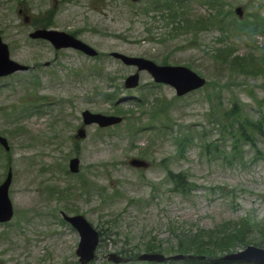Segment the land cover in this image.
Returning a JSON list of instances; mask_svg holds the SVG:
<instances>
[{
    "label": "rangeland",
    "instance_id": "obj_1",
    "mask_svg": "<svg viewBox=\"0 0 264 264\" xmlns=\"http://www.w3.org/2000/svg\"><path fill=\"white\" fill-rule=\"evenodd\" d=\"M252 1L226 0L228 7L243 5L246 13L254 9ZM142 2L0 0V31L11 48L10 56L29 65L26 71L0 78V133L10 144L9 153L0 154V180L5 176V162L9 158L12 181L8 195L13 206L9 223H0V264H77L78 233L63 220L61 211L81 213L103 229L108 223L113 225L109 236L100 239L97 259L92 264H114L105 262L103 255L107 251L121 246L130 252L138 251L143 241L153 238L167 249L171 247L173 251L166 254H172L175 239L189 230L202 236L198 237V247L188 248L203 252V256L194 255L201 259L219 253L214 244L222 237L221 231L230 235L229 227L217 224L226 221L231 225L241 213L250 212L251 217L264 225V136L254 148L242 144L243 160L236 163L234 159L228 168L221 158L229 146V136L223 140L228 146L219 143L216 151L208 146L219 131L207 114V87L174 98L172 87L154 85L149 73L141 71L139 86L130 92L124 90L123 79L134 68L109 56L111 50L155 57L158 62L167 57L170 63L189 64L208 80L224 81L211 87L215 91L222 89V101H227L234 86V77L228 74L231 71L221 73L223 65L208 53L215 45V33L200 29L168 36L167 28L158 18L146 21L139 14L128 13L138 9ZM49 9L55 21L51 27L75 32L107 56L96 59L71 48L54 49L45 40L29 38L27 34L35 27L32 24L35 17H46ZM193 10L201 13L204 7L194 3ZM229 46L235 47L240 57L247 49L245 39L242 41L238 36L230 38ZM248 75L245 78L250 82L253 78ZM259 80L264 81V76L259 75ZM32 84L37 98L32 93ZM115 85L118 96L123 98L117 109L131 112L125 113L127 116L117 126L101 131L94 124L87 126L86 136L74 142L82 109L115 110L111 102L101 97L104 89L110 90ZM141 92L145 94L138 105L136 98ZM165 106L164 112H151L153 107L163 110ZM246 108L250 110L251 104ZM136 119L149 120L151 130L125 136L126 121ZM195 125L202 127L199 135L191 132ZM177 136L183 147L179 152ZM147 145L149 151L144 148ZM255 149L259 150L258 159L249 162L248 157L257 156ZM75 154L80 159L79 171L65 172L68 159ZM131 157L147 160L148 167L130 166ZM167 167L183 170L188 183L198 188L188 192L173 188L165 176ZM88 182L91 184L88 190L80 186ZM193 215L201 221L194 223ZM2 234L7 238L1 237ZM228 246L226 252L244 247L239 243ZM187 260L121 264H217Z\"/></svg>",
    "mask_w": 264,
    "mask_h": 264
},
{
    "label": "water",
    "instance_id": "obj_2",
    "mask_svg": "<svg viewBox=\"0 0 264 264\" xmlns=\"http://www.w3.org/2000/svg\"><path fill=\"white\" fill-rule=\"evenodd\" d=\"M56 45L72 44L79 45L80 42L76 39L57 32L46 33ZM127 61L136 62L139 66L149 68L157 79H162L173 83L179 92L190 88V86L200 84V78L195 76L193 72L183 67H157L150 61L137 58L124 57ZM7 70L5 67L0 68V72ZM136 81V76H130L127 78L128 84L133 85ZM6 185H3L1 189H5ZM10 211L5 199L0 201V218H7ZM73 224L79 229L82 236L78 252L81 255V260L84 262L92 256V243L96 237L94 230L82 220L80 217L73 218ZM91 243V244H90Z\"/></svg>",
    "mask_w": 264,
    "mask_h": 264
},
{
    "label": "trees",
    "instance_id": "obj_3",
    "mask_svg": "<svg viewBox=\"0 0 264 264\" xmlns=\"http://www.w3.org/2000/svg\"><path fill=\"white\" fill-rule=\"evenodd\" d=\"M262 246L264 247V243H262Z\"/></svg>",
    "mask_w": 264,
    "mask_h": 264
},
{
    "label": "bare ground",
    "instance_id": "obj_4",
    "mask_svg": "<svg viewBox=\"0 0 264 264\" xmlns=\"http://www.w3.org/2000/svg\"><path fill=\"white\" fill-rule=\"evenodd\" d=\"M36 65V64H35ZM33 105V104H32Z\"/></svg>",
    "mask_w": 264,
    "mask_h": 264
}]
</instances>
